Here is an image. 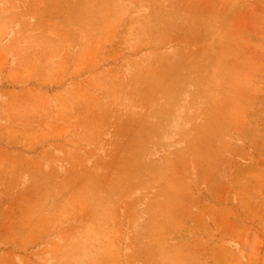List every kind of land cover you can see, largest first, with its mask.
Listing matches in <instances>:
<instances>
[{
  "label": "rangeland",
  "instance_id": "1",
  "mask_svg": "<svg viewBox=\"0 0 264 264\" xmlns=\"http://www.w3.org/2000/svg\"><path fill=\"white\" fill-rule=\"evenodd\" d=\"M30 1L0 0V264H264V0L13 30Z\"/></svg>",
  "mask_w": 264,
  "mask_h": 264
},
{
  "label": "crops",
  "instance_id": "2",
  "mask_svg": "<svg viewBox=\"0 0 264 264\" xmlns=\"http://www.w3.org/2000/svg\"><path fill=\"white\" fill-rule=\"evenodd\" d=\"M231 1L233 4V2L237 0ZM6 4L8 5V3ZM6 4L2 5L5 6L3 9L6 8ZM29 5H31V7L33 6L35 10H38L37 13H35V21L32 23L21 22L18 24L17 28H12L13 30H25L30 27L35 30H99L101 27L107 28L111 23V21L103 22L100 16L95 15V13H91L90 21L85 19L84 14L80 11L82 2H78V0H75V2L72 0H49L48 2L44 0H33L29 2ZM223 5L222 8L224 10H222L221 13H226L228 7L225 2ZM249 6L253 7L251 11L254 14L258 15L260 13L261 8L258 7L257 4H250ZM108 19L110 20V18ZM101 24H106L107 26ZM14 42L15 40H13L12 43L3 45L2 49ZM2 49H0V51ZM64 57V55H61V57L57 59L58 62H63L65 59ZM20 61H22L21 58L14 59V64L16 63L17 65Z\"/></svg>",
  "mask_w": 264,
  "mask_h": 264
},
{
  "label": "bare ground",
  "instance_id": "3",
  "mask_svg": "<svg viewBox=\"0 0 264 264\" xmlns=\"http://www.w3.org/2000/svg\"><path fill=\"white\" fill-rule=\"evenodd\" d=\"M248 10V9H247ZM243 29V28H242ZM193 42H194V40H193ZM222 42V41H221ZM227 42V41H226ZM228 44H230L229 42H227ZM222 44V43H221ZM191 46V45H190ZM221 56V55H220ZM94 61V60H93ZM86 62V61H85ZM35 102V101H34ZM92 121V120H91ZM63 126V125H62ZM60 128H62V127H60ZM63 129H64V127H63ZM34 134V133H33ZM64 151V150H63ZM68 214V213H67ZM34 237V236H33ZM173 260V259H172Z\"/></svg>",
  "mask_w": 264,
  "mask_h": 264
}]
</instances>
